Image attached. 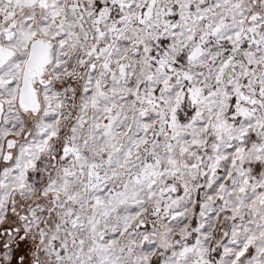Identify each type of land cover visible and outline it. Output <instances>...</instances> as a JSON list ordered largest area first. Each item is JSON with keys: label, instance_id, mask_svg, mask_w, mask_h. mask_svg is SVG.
<instances>
[{"label": "rangeland", "instance_id": "374dc122", "mask_svg": "<svg viewBox=\"0 0 264 264\" xmlns=\"http://www.w3.org/2000/svg\"><path fill=\"white\" fill-rule=\"evenodd\" d=\"M0 48L15 264H264V0H0Z\"/></svg>", "mask_w": 264, "mask_h": 264}, {"label": "water", "instance_id": "95a60500", "mask_svg": "<svg viewBox=\"0 0 264 264\" xmlns=\"http://www.w3.org/2000/svg\"><path fill=\"white\" fill-rule=\"evenodd\" d=\"M54 43L47 40L33 39L30 41L27 52L25 68L23 69L21 86L19 89L18 103L21 108H29L35 105L36 96L32 84V79L35 77L39 69L46 68L52 59V51ZM10 50L0 48V66L5 64L12 58ZM0 103V112L2 111Z\"/></svg>", "mask_w": 264, "mask_h": 264}, {"label": "flooded vegetation", "instance_id": "af4514ba", "mask_svg": "<svg viewBox=\"0 0 264 264\" xmlns=\"http://www.w3.org/2000/svg\"><path fill=\"white\" fill-rule=\"evenodd\" d=\"M12 235L13 232L10 230L0 228V264H15L16 260L14 257L12 258V248H10L13 245V239L8 240V237Z\"/></svg>", "mask_w": 264, "mask_h": 264}, {"label": "crops", "instance_id": "0c3cea01", "mask_svg": "<svg viewBox=\"0 0 264 264\" xmlns=\"http://www.w3.org/2000/svg\"><path fill=\"white\" fill-rule=\"evenodd\" d=\"M9 141H11L12 145H13V142H14V139L13 138H10L8 139ZM13 141V142H12ZM15 144V143H14ZM10 145V144H9Z\"/></svg>", "mask_w": 264, "mask_h": 264}, {"label": "built area", "instance_id": "2783aa9c", "mask_svg": "<svg viewBox=\"0 0 264 264\" xmlns=\"http://www.w3.org/2000/svg\"><path fill=\"white\" fill-rule=\"evenodd\" d=\"M143 227H145V224H143Z\"/></svg>", "mask_w": 264, "mask_h": 264}]
</instances>
